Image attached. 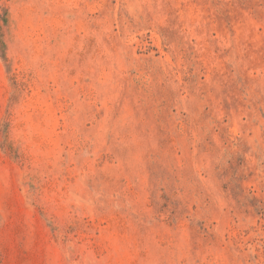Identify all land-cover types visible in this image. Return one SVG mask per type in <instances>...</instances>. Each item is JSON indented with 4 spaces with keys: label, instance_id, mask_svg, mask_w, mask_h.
Instances as JSON below:
<instances>
[{
    "label": "rangeland",
    "instance_id": "obj_1",
    "mask_svg": "<svg viewBox=\"0 0 264 264\" xmlns=\"http://www.w3.org/2000/svg\"><path fill=\"white\" fill-rule=\"evenodd\" d=\"M0 264H264V0H0Z\"/></svg>",
    "mask_w": 264,
    "mask_h": 264
}]
</instances>
